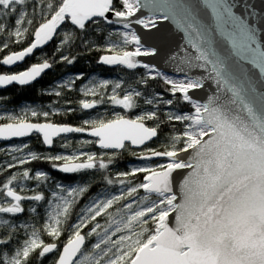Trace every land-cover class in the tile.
I'll list each match as a JSON object with an SVG mask.
<instances>
[{
	"label": "snow or ice",
	"instance_id": "obj_1",
	"mask_svg": "<svg viewBox=\"0 0 264 264\" xmlns=\"http://www.w3.org/2000/svg\"><path fill=\"white\" fill-rule=\"evenodd\" d=\"M54 40L52 56L41 51L28 68L0 72V90L31 86L93 51L109 53L96 63L129 79L77 87L85 74L67 76L41 94L59 101L75 91L78 108L65 99L63 111L0 112V154L10 157L0 159V264H264V8L0 0V68ZM101 105L122 111L92 118ZM78 110L80 124L52 121ZM64 134H85L93 139L80 148L99 151L53 153L71 147ZM34 136L47 151L31 147ZM13 140L25 142L2 146ZM124 153L142 163L113 173ZM33 163L75 179L56 182Z\"/></svg>",
	"mask_w": 264,
	"mask_h": 264
},
{
	"label": "trees",
	"instance_id": "obj_2",
	"mask_svg": "<svg viewBox=\"0 0 264 264\" xmlns=\"http://www.w3.org/2000/svg\"><path fill=\"white\" fill-rule=\"evenodd\" d=\"M115 28H119L116 26ZM115 28H112L114 30ZM31 39V37H29ZM57 41L54 40L51 42V44L42 49L37 51V55L35 57H30L25 60L24 64L21 66H18L13 72H19L21 70H24L30 66L33 62H38L39 60V53L42 51L46 53L49 57L52 56L53 54V49L56 47ZM26 45H19L11 48L10 50H19V48H23ZM79 49V45H77V49H73L74 52H76ZM5 53L0 52V57H2ZM102 54H109L106 52H99V51H93L90 55L88 54H83L82 58L74 65V66H66L64 64H59L55 67L54 70H50L47 74L43 76V78L37 82L36 84L29 86V87H18V86H13L7 91L0 92L1 95H6L7 96V103L10 105H19L23 102H29V103H37V104H52L53 106L62 108V111L66 109L68 106L64 104V100H71L73 103L71 107L73 108H78V102L79 99L82 97L77 94V92L73 91L68 94H66L64 97L60 98L59 101H57V98L54 96L50 95H43L41 94L42 89H50L52 90L53 88H56L58 90V84L59 82L65 78L66 76H73L75 74L79 73H84L85 74V80L86 81L89 77L91 76H100L101 78H106V79H111V80H117V79H124L128 80L129 77L128 75L117 68H110L108 66H103L99 65L96 63L97 59L102 55ZM9 71L8 69H3L0 68V71ZM84 81H78L77 82V87H79ZM158 83V82H157ZM156 91H160V88L157 87ZM85 118H88L87 113H83ZM131 116V115H130ZM52 121L56 123H67L71 125H77L81 123V113L78 112L75 114L71 115H66V116H58L54 115L52 117ZM89 139L84 136H79V135H72L68 139H65L67 142L70 143L71 147L70 149L74 150H94V151H99L96 147H85V148H80V145H77V140L78 139ZM28 141V139H27ZM31 141V147L33 149L39 150L41 152L47 151L40 143H39V137H33L30 139ZM24 142V140H23ZM156 146V144L152 145ZM66 151L65 149H61L58 146L54 147L51 149L53 153H59L60 151ZM126 154V153H124ZM123 154V155H124ZM122 155V156H123ZM2 155H0V159H3ZM128 159L125 158L122 160L120 159V162L114 166L118 171H123L125 169V165H127ZM31 167L32 169H43L45 171L50 172L51 176L53 177L54 181H60L64 182L66 184H71L72 181L75 179L74 177H65V174L56 172L52 170L47 163H33L32 165L28 166ZM97 180H99V177H97ZM96 188H93L92 191L96 192ZM31 222V221H30ZM63 239V238H62Z\"/></svg>",
	"mask_w": 264,
	"mask_h": 264
},
{
	"label": "rangeland",
	"instance_id": "obj_3",
	"mask_svg": "<svg viewBox=\"0 0 264 264\" xmlns=\"http://www.w3.org/2000/svg\"><path fill=\"white\" fill-rule=\"evenodd\" d=\"M119 27V26H118ZM113 32H118V31H123L122 27H119V28H115L114 30H112ZM3 71V70H2ZM0 71V72H2ZM5 71V70H4ZM67 78V76L65 77ZM63 78V79H65ZM91 79H95V80H103V79H106V78H101L100 76H91L89 77L86 81H84L79 87H81L84 83H87L89 82V80ZM114 80V79H113ZM52 90H57L56 88H53ZM108 92L110 93L111 92V87L108 89ZM0 97H3V98H7L6 95H1L0 94ZM90 99V98H89ZM51 105L52 107L54 108H59V107H56V106H53L52 104H46V105H42V104H37V103H29V102H23L19 105H9L8 103L6 105L3 104V101L0 100V112H3L5 110V108L7 109V112L8 113H20L22 109L26 108V107H32V108H37V109H41L43 108L44 110H48V106ZM61 111H62V108H60ZM117 111H122L121 109L119 108H113L112 106L110 105H101L100 106V109H95V110H91V117L92 118H97V117H104V116H107L108 118H111V115L114 113V112H117ZM139 110H136V112H138ZM136 112H132V113H129V115L131 116H134L136 114ZM88 114V113H87ZM4 122H7V121H4ZM69 137H66L64 139H68ZM82 140H85V139H78L76 142H77V145L79 144L80 145V141ZM25 142V141H24ZM23 141L19 142V143H8L7 145H2L4 147H11L12 145L14 144H22L24 143ZM28 142L31 143L30 139H28ZM156 144L155 147H158V143L154 142L153 145ZM154 147V146H153ZM162 150V149H161ZM74 151H77V150H74V149H70V150H62L60 152H65V153H71V152H74ZM80 151H83V150H80ZM84 151H94V150H84ZM59 152V153H60ZM2 155V157H4L3 159L5 158H10V157H5L4 154H0ZM128 159V162H127V167L128 168H131V167H134V166H140V164L142 162L140 161H136L134 159V157H132L130 154L126 153L124 154L121 158L122 160L125 158ZM158 161H152L151 163H157ZM37 170H43V169H37ZM113 173H115L116 171H118L116 168H113L112 169ZM57 182H60V181H57Z\"/></svg>",
	"mask_w": 264,
	"mask_h": 264
},
{
	"label": "water",
	"instance_id": "obj_4",
	"mask_svg": "<svg viewBox=\"0 0 264 264\" xmlns=\"http://www.w3.org/2000/svg\"><path fill=\"white\" fill-rule=\"evenodd\" d=\"M245 2H248V0H245ZM251 3H253V4H255L256 5V7H257V10H260V9H262V8H264V4H261L260 3V0H251ZM139 15V14H138ZM119 27H121V26H119ZM136 28L137 29H139L140 31H138V34H140V32L141 31H144V30H142V29H140V26H136ZM51 44V43H50ZM49 44V45H50ZM48 45V46H49ZM48 46H46V47H48ZM45 47V48H46ZM38 50H40V49H38ZM37 50V51H38ZM28 59V58H27ZM142 60H145V59H149V58H141ZM25 62V61H24ZM24 62L23 63H19V64H17L16 66H14V67H12V68H10V69H8V70H14L15 68H17L18 66H21V65H23L24 64ZM111 68V67H110ZM50 71V70H49ZM49 71H46V73L45 74H47ZM45 74H43V76L45 75ZM43 76L40 78V79H38L34 84H36L37 82H39L42 78H43ZM33 84V85H34ZM13 86H17V85H12V86H9V87H7L6 89H4V90H0V92H4V91H7V90H9L10 88H12ZM32 86V85H31ZM18 87H21V86H18ZM26 87H29V86H26ZM93 110H95V109H93ZM72 135H79V136H84V137H86V138H89V139H93V138H91V137H88V136H86L85 134H64V138H66V137H70V136H72ZM31 137H29V138H26V140L27 139H30ZM14 141H23V140H13V141H9V142H3L2 144H7V143H11V142H14ZM97 149H98V147H96ZM99 150V149H98ZM176 190H177V193L179 192V187H178V185H177V188H176Z\"/></svg>",
	"mask_w": 264,
	"mask_h": 264
},
{
	"label": "flooded vegetation",
	"instance_id": "obj_5",
	"mask_svg": "<svg viewBox=\"0 0 264 264\" xmlns=\"http://www.w3.org/2000/svg\"><path fill=\"white\" fill-rule=\"evenodd\" d=\"M15 69H16V68H15ZM15 69H14V70H15ZM9 72H13V70H9ZM98 109H100V107H99ZM34 137H35V136H34ZM31 138H33V137H31ZM31 138H30V139H31ZM19 142H21V141H14V142H11V143H19ZM7 144H8V143H7ZM7 144H2V145H7Z\"/></svg>",
	"mask_w": 264,
	"mask_h": 264
}]
</instances>
